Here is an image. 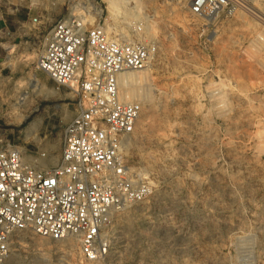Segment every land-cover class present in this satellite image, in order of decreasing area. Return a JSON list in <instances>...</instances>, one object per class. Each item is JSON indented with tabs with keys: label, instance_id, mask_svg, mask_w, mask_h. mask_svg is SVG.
<instances>
[{
	"label": "rangeland",
	"instance_id": "1",
	"mask_svg": "<svg viewBox=\"0 0 264 264\" xmlns=\"http://www.w3.org/2000/svg\"><path fill=\"white\" fill-rule=\"evenodd\" d=\"M65 1H57L62 16ZM97 1L120 26L141 22L158 46L149 66L135 71L149 77L147 98L134 100L142 113L124 148L154 194L115 216L110 254L99 261L84 260L76 241L23 235L5 264H264V22L245 12L196 18L191 0H117L116 21L109 0ZM252 2L264 20V0ZM28 55L16 92L0 91V128L32 151L37 134L39 149L57 157L76 115L74 94L55 89L37 71L35 52ZM33 75L54 91L48 103L46 91L36 90L19 107ZM47 105L56 107L54 115ZM31 122H41L32 135Z\"/></svg>",
	"mask_w": 264,
	"mask_h": 264
},
{
	"label": "built area",
	"instance_id": "2",
	"mask_svg": "<svg viewBox=\"0 0 264 264\" xmlns=\"http://www.w3.org/2000/svg\"><path fill=\"white\" fill-rule=\"evenodd\" d=\"M57 1L0 0V91L16 92L14 81L26 78L22 65L35 52L37 71L55 89L70 90L76 102V115L62 131L58 161L50 167L41 166L52 156L39 149L37 134L38 150L32 151L0 128V264L23 235L60 243L74 239L84 260L99 261L110 254L115 216L154 194L148 175L125 155L142 105L122 99L118 79L147 68L158 53L156 42L146 38L141 22L115 23L97 0H66L63 16ZM253 9L252 0H191L190 14L216 20L245 12L264 22ZM27 79L22 108L41 91ZM55 110L47 105L45 112Z\"/></svg>",
	"mask_w": 264,
	"mask_h": 264
},
{
	"label": "bare ground",
	"instance_id": "3",
	"mask_svg": "<svg viewBox=\"0 0 264 264\" xmlns=\"http://www.w3.org/2000/svg\"><path fill=\"white\" fill-rule=\"evenodd\" d=\"M180 1L186 4L189 0H180ZM254 4H255V2H254ZM107 5H108L109 13L111 14L112 18H114V20H116L118 15H120V13H121L117 0H109V1H107ZM261 6H263V4H261ZM146 36H149V34H147ZM29 79L31 80L32 87H37L39 90L47 89L45 85H41L40 84L39 80L37 79V77L35 75H33ZM118 80H119L120 89L122 90V92H125V94H126V97H124V95H123L122 99H125L127 101L128 100L129 101H134L135 99L141 100L142 98H141L140 95L143 94L144 95L143 96V101L146 102L145 99L147 97H145V96L147 94H146V90L144 89V87H145V85H147L148 80H149V77L146 75V73H144L142 75H139V73H137L135 71H131V72H128V73L121 74L119 76ZM145 102H143V103L145 104ZM37 123L38 122H32L30 124V131L33 134H36V132L38 130V126H39V124L41 122L39 124H37ZM58 158H59V156H57V157H53L52 156L49 162H51V164L54 165L58 161ZM69 240H72V241L75 242L74 239H69Z\"/></svg>",
	"mask_w": 264,
	"mask_h": 264
},
{
	"label": "crops",
	"instance_id": "4",
	"mask_svg": "<svg viewBox=\"0 0 264 264\" xmlns=\"http://www.w3.org/2000/svg\"><path fill=\"white\" fill-rule=\"evenodd\" d=\"M29 129H30V126H29ZM31 132V131H30Z\"/></svg>",
	"mask_w": 264,
	"mask_h": 264
}]
</instances>
